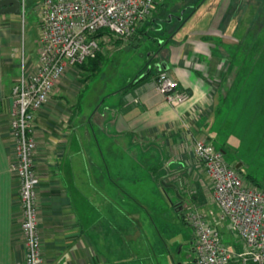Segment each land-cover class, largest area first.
Masks as SVG:
<instances>
[{"label": "crops", "instance_id": "0c3cea01", "mask_svg": "<svg viewBox=\"0 0 264 264\" xmlns=\"http://www.w3.org/2000/svg\"><path fill=\"white\" fill-rule=\"evenodd\" d=\"M17 16L0 14V264H24L25 257L19 227L22 218L18 202L20 182L11 169L14 151L9 127L10 93L21 72V65L31 70L37 64L38 32L34 40L35 58L19 57L16 51L19 45ZM235 30L226 27L225 37L212 34L209 42L204 38L196 42L186 38L185 41L171 40L168 43L165 63H158L171 74L180 88L190 93V98L179 105L166 103L148 78L126 91L120 89L118 107H113L111 116L106 118L104 113L96 115L94 112V121L82 120L76 125L75 117L80 115V111L75 93H70L68 86L72 74L66 72L55 84L50 98L36 113L33 123L43 264L107 262L105 253L99 248L104 243L103 232L100 235L102 221L98 219L93 224L92 239L84 213L87 204L84 177L88 176L89 169V151L85 146H89V141L92 140L98 147L107 174L102 175V187L107 185V176L111 179L98 135L107 141V146L114 143L125 146L127 150L130 148L128 151L131 154L118 152L115 157H130L131 161L142 158L152 170L158 165L162 179L169 180L166 186L172 188L173 184L177 193L181 190L175 176L178 171H183L184 175L188 172L191 177L194 175V181L198 179V183L194 182L195 186L206 192L201 177V172L205 176L206 172L193 156V141L203 137L211 141L216 137L214 119L222 100L230 99L241 84L249 85L253 82L252 78L258 80V75L264 76V70L257 73V69L252 76L249 72L245 78L243 69L238 74L244 61L237 56L244 49L248 50V46L245 48L247 41L243 43L248 34ZM177 34L173 39H177ZM241 39L242 42H239ZM114 172L119 176L121 170L117 168Z\"/></svg>", "mask_w": 264, "mask_h": 264}, {"label": "rangeland", "instance_id": "374dc122", "mask_svg": "<svg viewBox=\"0 0 264 264\" xmlns=\"http://www.w3.org/2000/svg\"><path fill=\"white\" fill-rule=\"evenodd\" d=\"M41 2L21 0L16 51L23 59L35 58L34 40L38 32ZM196 6V11L192 13ZM181 13L182 24L178 21ZM261 18H264V0H156L152 15L139 27L137 40L124 42L111 37L101 45L102 62L96 72L82 67L66 71L72 74L68 84L70 93H75V101L79 102L80 115L75 117L76 125L82 120L94 121V112L96 115L104 113L106 118L111 116L113 107H118L123 86L146 66V69H153L156 63H165L170 44L163 45L162 41L176 28L180 27L177 39L172 40L190 38L196 42L204 38L209 42L212 34L224 36L226 27L238 29V33L255 31ZM259 32L262 43L261 47L257 46L263 54L264 27ZM245 46L250 47V42ZM256 78L258 80L252 78L253 82L249 85L241 84L239 90L221 106V112L214 119L217 135L210 141L217 149L223 144L227 150L223 154L224 159L230 166L239 164L237 169L244 183L250 187L257 183L264 186V122H261L264 118V77L258 75ZM98 138L111 179L105 176L107 185L102 187V175L107 174L98 147L92 140L89 141V146H85L89 151V169L88 176L84 177L87 200L84 213L92 239L93 224L98 219L102 221L100 235L103 232L104 243H100L99 248L105 253L106 264H190L194 236L190 224L184 222L183 214L192 207L211 209L217 214L208 175L201 172L204 180L202 187L206 191L203 192L195 186L194 182L198 183V179L194 181V175L191 177L188 172L184 175L183 171H178L175 173L181 185L178 194L173 187L166 186L169 180L162 183L163 175L158 165L152 170L142 158L131 161L130 157L124 156L119 159L115 154L129 155L130 148L127 150L125 146L114 143L107 146V141L100 135ZM117 168L121 170L119 176L114 172ZM162 184L165 190L161 188ZM181 195L184 197L182 202L179 200ZM219 229L227 245L241 249L240 241L230 231L227 220L219 222Z\"/></svg>", "mask_w": 264, "mask_h": 264}, {"label": "built area", "instance_id": "2783aa9c", "mask_svg": "<svg viewBox=\"0 0 264 264\" xmlns=\"http://www.w3.org/2000/svg\"><path fill=\"white\" fill-rule=\"evenodd\" d=\"M154 1L42 0L40 4L37 64L31 70L21 65L10 93L11 169L20 182L24 264H43L36 199V113L67 70L93 57L111 37L130 40L137 25L151 15ZM151 84L171 106L190 98L166 70L157 71ZM192 152L211 181L217 214L211 209L187 208L185 219L194 236L190 264H264V187L247 186L238 169L230 166L221 150L204 137L193 141ZM222 220L228 221L241 249L224 242L219 229Z\"/></svg>", "mask_w": 264, "mask_h": 264}, {"label": "trees", "instance_id": "16d2710c", "mask_svg": "<svg viewBox=\"0 0 264 264\" xmlns=\"http://www.w3.org/2000/svg\"><path fill=\"white\" fill-rule=\"evenodd\" d=\"M155 3H156V0L154 1V5H155ZM196 9H197V6L194 8V9H192V13H194L195 11H196ZM151 15H152V13H151ZM150 15V16H151ZM149 16V17H150ZM148 17V18H149ZM148 18H146L142 23H139L138 25H137V27H136V29H135V31H134V34L132 35V37L130 38V41H134V40H137V38H138V35H139V33H140V31H139V27H140V25H142L145 21H147L148 20ZM178 21H180V23L182 24V23H184V19L182 18V15H180V20H178ZM263 27H264V18H261L260 19V21H259V23H258V25H257V30H255V31H251V30H247V32L246 31H241V34H248V38L246 39V40H244L243 41V43L244 42H246L247 41V43H249L250 42V47L248 46V50H243V52H240L239 54H238V56H237V59H243V64H244V66H242V67H239V69H238V74L240 75V73H242L241 71H242V69H243V74H244V78H245V76H247L248 74H249V72L251 73L250 74V76H252V72H255V69H257L256 70V72L257 73H259V71H261L260 73H262L263 72V70H264V65H263V59H264V53L262 54L261 53V50H260V48L259 47H261V43H262V40H261V37H259L260 36V32H259V30L262 28L263 29ZM180 29V27H178V28H176L169 36H168V38L165 40V41H162V44L164 45V44H168L172 39H173V36L178 32V30ZM251 31V32H250ZM239 42H242V39L241 40H239ZM246 43V44H247ZM162 45V46H163ZM259 47H258V46ZM245 48H246V46H245ZM264 51V50H263ZM100 53H101V51H98V52H96L95 54H94V56L93 57H89L88 59H86L84 62H82V63H80V64H78L77 65V67H82V69H84L85 68V70H89V68L91 69H93V71H97L98 69H99V67H100V64H101V62H102V60H101V55H100ZM152 56L150 55L148 58L150 59ZM147 67V66H146ZM146 67L144 68V70H142L135 78H133V80L132 81H130L127 85H125V86H123L122 87V90H124V91H126L128 88H130V87H132L134 84H136V83H138V82H140V81H142V80H145L146 78L148 79V78H150V77H152L157 71H159V70H163V68L162 67H157V66H155L153 69L152 68H150L149 70L148 69H146ZM264 77V76H263ZM263 81H264V78H263ZM226 101H228V98H224L223 100H222V103H221V105H219L220 107H218V111H217V115H218V113L219 112H221L220 110H221V106H223V104H225V102ZM264 105V104H263ZM262 105V106H263ZM220 109V110H219ZM224 109V108H223ZM261 122L263 123L264 122V118L261 120ZM261 128V127H260ZM262 130H263V128H261ZM264 132V131H263ZM219 150H221V152L223 153V154H226L227 153V150H226V148L223 146V144H221V146H220V149ZM248 177H250L249 175H247ZM162 183H166V180L163 178L162 179ZM257 186H260V187H264V186H262L260 183H257ZM161 188L163 189V190H165V187L163 186V184H162V186H161ZM178 193L180 194V192H179V190H178ZM183 216L185 217V213L183 214ZM185 219V218H184ZM183 219V220H184ZM184 222H187L186 221V219L184 220ZM192 261V260H191ZM173 264H176L175 262H173Z\"/></svg>", "mask_w": 264, "mask_h": 264}, {"label": "water", "instance_id": "95a60500", "mask_svg": "<svg viewBox=\"0 0 264 264\" xmlns=\"http://www.w3.org/2000/svg\"><path fill=\"white\" fill-rule=\"evenodd\" d=\"M21 11V1L20 0H0V14H15L18 15ZM239 164L235 165L237 169ZM175 192H177L176 187L172 184ZM180 264V263H178Z\"/></svg>", "mask_w": 264, "mask_h": 264}, {"label": "flooded vegetation", "instance_id": "af4514ba", "mask_svg": "<svg viewBox=\"0 0 264 264\" xmlns=\"http://www.w3.org/2000/svg\"><path fill=\"white\" fill-rule=\"evenodd\" d=\"M180 15H182V13H181ZM168 20H170V18H168ZM156 66H157V67H159V66L161 67L160 63H156ZM149 69H150V68H149ZM149 69H148V70H149ZM183 199H184V197H181V196H180V199H179V200H180L181 202H182Z\"/></svg>", "mask_w": 264, "mask_h": 264}]
</instances>
